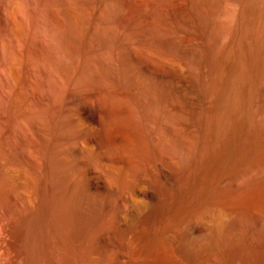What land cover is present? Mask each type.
<instances>
[{"label": "bare ground", "instance_id": "obj_1", "mask_svg": "<svg viewBox=\"0 0 264 264\" xmlns=\"http://www.w3.org/2000/svg\"><path fill=\"white\" fill-rule=\"evenodd\" d=\"M127 2L131 3H128L130 7L131 5L134 7V9L130 8L132 12L136 11L135 8L137 9L133 13V15L137 13L136 17L130 18L128 14V17L125 15L129 8ZM169 2V0H0V264H22L25 258L22 252L29 250L24 243H29L31 238L29 234L27 235L26 228H24L25 234H20L23 238H18L17 234L22 233L18 229L19 222H22L23 227L25 224L29 225L31 229L35 227V223L39 222L38 217L40 214L43 215L41 211L46 210L48 191L50 193V190L46 189L47 177L50 178V185L54 188V196L56 191L59 192L58 187L62 185L67 187L70 185L71 191L68 192L72 195L66 194L68 198L80 189H87L83 185L81 188L78 186L83 172L93 176V189L108 191L110 182L107 181H110V178L116 182L119 181L116 185L121 182L120 187H126V175L132 172L133 168L129 159H137L135 160L137 162L140 159L144 162V157L151 154L147 155L149 151L156 156V148L153 147L154 149L150 150L142 133L138 132L137 128L135 130V126L132 128L134 124L130 122L132 110L130 113L124 107L129 105L125 103L128 98L125 99L124 82L128 75H133L132 72L138 69L136 65L138 60L135 61L134 58L137 54L141 55L142 50L147 49L148 53L153 50L170 59L173 57L170 60L171 64L172 61L175 63L174 57L176 60L181 59L180 61L184 64L178 62L182 66L186 65L183 67H186L188 70L186 71L189 72L193 67L191 68L189 59L184 55L188 54L186 49L195 45L194 51L191 52H195L194 56L197 60L194 58L196 63H191V65L196 64L194 67L198 72L195 71V73H200L205 92L217 94L218 97L210 130L214 146L229 143L235 136L233 135L234 128L240 126L243 120L252 122L253 109L264 79V0H181L180 2L176 0V6L171 4L172 1ZM142 12L144 16L145 13L148 14L149 21H145L148 23L143 21ZM150 35L151 38L148 37ZM188 38H194V43L193 40L192 43L188 42L191 40ZM146 55L149 54L146 53ZM146 55L142 57L145 58ZM148 59L150 60V57ZM156 60L151 61L156 62ZM160 70L156 72L157 76L166 77L168 75V71ZM135 74L137 75H134L135 79L133 76L129 77L136 82L134 90L135 87L138 89L140 84L138 81L142 80L138 77L141 73ZM137 77L139 80L136 79ZM112 79L115 80V84L111 83ZM87 88H89L87 92L89 94L85 95ZM84 89L86 91H83ZM131 89H133L132 84ZM129 122L132 125L129 126ZM20 125L24 127L23 129L26 127L27 129L18 130L21 128H17ZM112 127H117L116 130L121 131L120 133L114 130L119 133L117 136L120 137L118 140L115 138L116 142L122 138L123 147H117L119 145L109 147V144V148H105L106 142L103 144L105 134L103 136L101 130H111ZM43 129L53 130V132L62 130V137L70 134L71 143L69 144L66 138L61 139V135L57 134L60 141L55 142L58 145L53 146L55 139L52 138L54 137L50 138L49 134H43ZM208 131L204 130L205 133L201 132V134L208 137L206 134ZM206 139L203 138V143L201 140L198 141L202 143V145L199 144L201 147L198 150L201 160L208 156L206 152L212 145L210 141L208 144ZM17 141L18 144L21 142L20 145L23 143L24 147L16 146ZM95 154L105 158V161L108 160L107 166L103 163L105 167L101 168L98 165L99 168H97L93 161ZM62 155L71 157L66 158L65 156L64 158L61 157ZM77 161H80L78 164L82 167L77 165ZM120 163L123 166L119 167ZM198 164L197 171L202 167L201 162ZM117 168L120 170V178H118ZM130 181L133 184L132 179ZM128 185L126 188L129 189L130 184ZM120 187H116L119 193L121 192ZM132 190L134 191V188ZM124 191L125 188L122 193H126ZM122 193L117 199L119 198L125 207L130 203L129 195L125 196L127 194ZM58 196L49 200L54 206L61 202ZM69 202H67V207L71 209L72 202ZM74 203L76 205V202ZM102 203L100 202L101 205ZM79 204L80 202L77 203ZM69 212L71 214V211ZM16 214L19 216L18 221ZM85 216H87V211ZM64 220L61 222L63 223ZM66 226L63 225L64 228ZM73 230L70 232L74 235ZM216 230L218 243L219 245L222 243L223 246L230 236L223 227H218ZM57 232L55 231L56 236L60 237ZM52 235L49 236L55 237L54 234ZM73 235L71 237H74ZM72 240L75 242L74 238ZM69 241L67 243L69 261H76L74 256L78 255L75 248L77 245ZM31 258L33 262L37 261ZM33 262L30 264H34Z\"/></svg>", "mask_w": 264, "mask_h": 264}, {"label": "rangeland", "instance_id": "obj_2", "mask_svg": "<svg viewBox=\"0 0 264 264\" xmlns=\"http://www.w3.org/2000/svg\"><path fill=\"white\" fill-rule=\"evenodd\" d=\"M169 1V3L172 1V5L177 4L176 0ZM177 1L180 2L181 0ZM128 3L130 2H127V5ZM128 7H126L128 9L126 10L125 15L127 16L128 14L130 18L136 17L137 13H135V15H133V13L136 12L137 9L135 8L136 11L133 10L134 12H132L131 9H134V7H132V5L131 7L128 5ZM146 14L147 13H145V16L144 14L141 15L144 17V22L149 21V16ZM131 15L133 16L131 17ZM146 16L148 17L145 18ZM148 37L151 38V35ZM188 39H191L188 42L193 40L192 42L194 43L195 41L194 38ZM194 46L195 45L190 47L192 50L190 48L186 49L188 54H185L187 56L189 55L188 57L184 55V57L189 59L188 61H190L189 64L191 68L193 67V72L191 70L189 71L192 73L187 72V68L183 67L186 65H181L183 63L180 61L181 59L179 60L177 58L176 60L174 57L175 63L172 61L171 64L170 60L173 57L170 59V57L162 54L159 55L153 50L151 51L148 49V51H151L149 53L146 51L147 49L144 51L142 50V53L139 50L138 53L140 52L141 55H137L141 57L139 58L137 55L136 57L134 56L135 58L133 57L135 61L138 60L136 61L138 64L134 61L138 66V69L134 70L136 72H132L133 75H128L126 78L127 80L124 82L123 87L125 89V99L128 98L125 103L127 102V104H129H125L127 107H124L125 109L127 108L128 111L132 110V113L130 111L132 118L130 119L131 121H129L134 124L132 125L129 122V126L132 125V128L135 126V130L137 128V131L142 133L141 135L146 139L147 145L150 146V150L153 147L156 148V156H153V152L149 151L147 155L149 153L151 154L144 157L145 159L143 158L144 162L140 159L138 162L135 161L137 159H129L133 167L131 170L133 173H128L130 178L126 175V183L127 185L130 184V190L126 188L127 185L126 187H120V185H122L121 182V184L119 183V185H116L119 181L116 182V180L114 181L112 178H110L112 181H109V178H107V182H110L108 184V187L110 188V190H108L109 193L104 190L97 191L93 189V176H89V174L87 175V172L85 174L83 172V177L80 179V185L78 186L81 188V185H83V187H86L87 189L84 188L83 190L80 189L77 193L75 192L76 194H73L75 198H73V196L69 197H72V201L68 198V195H72V193L68 192L71 191L70 185H68V187L62 185L63 187L60 186L58 189L55 188L59 190V192L55 190V193L57 196L59 194V200L62 202H60V204L58 203L59 206L56 204L58 208L49 201L54 196V188L50 185V178L47 177L46 189L47 191L50 190V193L49 191L47 193L46 210L43 209L44 211H41L43 215L40 214L38 217L39 222L42 224L36 220L37 223H35V225L33 224L35 227L31 226L33 227V230L26 224L25 226L28 227H23L22 222H19L20 225L18 224V229L22 231V233L19 232V234H17L18 238H23L20 236L25 234L24 228H26L28 231H26L27 235L29 234L30 236H28L31 238L30 240L33 241L32 243L31 241H29V243H24V246H28L29 248H27L29 250H24L25 247L23 246L24 251L22 252V255L25 258L23 259L22 264L32 263L33 260L31 257L34 258V261L37 260L33 262L34 264H70V262L73 264H264V79L259 90L256 105L253 109L255 118H252L251 123L248 121L247 123L243 120L239 124L240 126L234 128L233 135L235 134V136L231 138V140H234H230L229 143L214 146L210 130L212 128L218 97L216 96L217 94L205 92L206 90L202 85L200 73H198V75V71L196 70V67H194L196 64L191 65V63H196V57L194 56L195 52H191L194 51ZM146 53L149 55H151V53L155 54L149 56L146 55ZM143 55H146L147 57L145 56V58H143ZM153 56L154 58L156 57L155 60L159 57V60L157 59L159 62H157V60V63L152 62L155 61L153 60ZM149 57L150 60L148 59ZM160 59L163 60L160 61ZM178 61L182 63L180 64ZM161 63L164 64L162 65ZM169 64L171 66H169ZM139 65L141 66L139 67ZM157 68L159 69L157 70ZM160 68L162 70H160ZM159 70L163 72L168 71V75L166 77L157 76L156 74ZM195 71L197 72L195 73ZM135 73L139 74L138 77L142 79L139 80L138 77L136 78L141 84L138 83L140 85H138V89L135 87L136 91L134 90L136 82L133 80L135 79ZM132 76L133 79L131 80ZM114 81L115 80L111 81V83L115 84ZM131 84L133 89H131ZM126 87H128L127 90ZM87 89V91L86 89L83 90L86 91L85 95L89 94L87 93L89 92V88ZM151 89H153V91ZM19 127H21V125L17 128ZM23 128L24 127L22 126L18 130L27 129V127L25 129ZM116 128L117 127H112L111 130H101V132L103 131V136L105 134V138L103 139V144L106 142V145L104 144L105 148H107L109 144V147H116V145H119L117 147H123L122 145H124V141L122 138L117 142L115 140V138H117V140L120 138L117 136L119 133L116 132L121 133V131L119 129L116 130ZM44 129L42 130L44 131L43 134H49L48 137L50 138H52V136L54 137L52 138L55 139L53 140V146L60 141L58 139L60 138L59 136L61 135L62 130H54V133L53 130ZM11 130L14 129L11 128ZM204 130L210 131H208V133L206 132L208 137L203 136L205 133ZM84 132H86V130H84ZM201 132H203V134H201ZM62 136L63 135H61V139L64 138L65 140L66 138V141L68 140L67 142L69 144L71 143V138H69L71 137L70 134L69 136L66 134V137ZM199 137L201 139H199ZM204 137L205 139L207 138V143L210 141L212 145L211 147H208V151L206 152V155L208 156L205 155L206 157H203L201 160L199 157L200 152L198 150L203 143ZM108 139L110 143L108 142ZM200 140L202 143L198 142ZM19 143L21 144V142ZM20 144H18L17 141L16 146L19 145V147H24L23 143L22 145ZM65 156H67L66 158L71 157L68 155ZM65 156L62 155L61 157L65 158ZM98 156L99 155L95 154L93 157V161L95 165H97L96 167L102 168L105 163V166H107L108 160L105 161V158ZM198 161L201 162L202 165V167H200L201 165L199 166V171H197V166L199 165ZM79 162L80 161H77V165L82 167V165L78 164ZM132 163L138 166L136 167ZM119 165V167L123 166L121 163ZM117 172H119L118 174L120 175L119 169ZM119 175L118 178L121 177V175ZM136 176L139 177L136 178ZM140 177L143 179L142 181ZM130 179H132L134 187ZM135 183L137 184L135 185ZM116 187L121 188L120 193ZM65 188L69 189L67 190ZM124 188V192L126 193H122ZM133 188L135 192L132 190ZM60 190L64 191L61 192ZM84 190L86 191L83 192ZM80 191H82V193ZM115 191L117 194L114 193ZM83 193L85 194L83 195ZM118 193L119 196L121 193L123 195L127 194L125 196L129 195L128 198L130 203L125 205L126 208L120 202L119 198L117 199V197H119ZM56 195L53 197L54 199L57 197ZM92 196H94L95 199ZM62 197L65 198L63 199ZM69 200L73 203H71L73 206H71V209H68L69 206L67 207V202H69ZM102 201L105 204L102 203ZM48 202L50 204L52 203V206ZM74 202H76V205H74ZM79 202L80 204L83 203L80 206L82 207L81 209L79 208L80 204L77 205ZM91 203L94 205L92 206ZM75 206L76 208L78 206V208L76 209ZM90 208L92 210H90ZM73 210H75V213H73ZM69 211H71V214ZM86 211L87 216H85ZM22 212H25V210H22ZM65 213L70 215L67 216ZM73 214L75 215V218ZM16 216L18 221L19 216L17 214ZM54 216H56V218L58 217L57 220L60 222L57 221ZM40 217L42 218L40 219ZM78 217L79 219H77ZM45 218L49 219L46 220ZM61 218L67 221L65 222L64 220L63 224ZM49 222L53 226L49 225ZM58 224L62 226H59ZM63 225L64 227L67 225L66 228H64ZM71 225H74V227H71ZM22 227L23 229L21 230ZM218 227H223L230 236L229 240L225 241L223 246L222 243L219 245L217 240L218 233L216 229ZM36 229L39 232H37ZM72 230L74 235L71 233ZM55 231H61V234L57 232V235H60V237L56 236ZM39 233L41 235H39ZM52 234H54L55 237L52 238ZM70 234L74 237H71ZM73 238L75 242L73 240L71 241ZM51 240L56 243L54 244ZM68 241L74 242V244L77 245L75 248L78 255L75 254L74 256L76 261H69L70 254H68ZM60 244L63 245L64 248ZM70 244L71 243H69V245ZM43 248L44 250H42ZM56 248H58V250H56ZM65 249L67 251H65ZM47 252L53 253L48 254ZM37 253H39L40 256ZM46 255H49V257ZM29 258L32 261L29 260Z\"/></svg>", "mask_w": 264, "mask_h": 264}]
</instances>
